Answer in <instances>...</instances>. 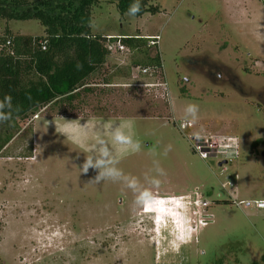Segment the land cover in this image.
I'll list each match as a JSON object with an SVG mask.
<instances>
[{"label":"rangeland","instance_id":"1","mask_svg":"<svg viewBox=\"0 0 264 264\" xmlns=\"http://www.w3.org/2000/svg\"><path fill=\"white\" fill-rule=\"evenodd\" d=\"M148 4L158 11L130 18L98 0L90 33L158 38L155 51H146L157 55L158 69L143 74L130 66L142 55L110 50L106 68L87 81L89 93L37 110L0 149V264H264V209L254 207L264 203V146L250 147L264 142V106L257 104L264 105V0ZM4 30L43 33L32 20H0V35ZM109 72L105 87L100 80ZM190 102L199 119L181 130ZM79 117L89 129L134 122L142 148L117 167L150 187L144 176L159 161L166 175L148 209L133 207V194L120 183H88L92 170L80 175L87 142L76 145L62 134L65 120ZM207 135L239 141V156L224 172L215 159L200 160L186 139Z\"/></svg>","mask_w":264,"mask_h":264},{"label":"trees","instance_id":"2","mask_svg":"<svg viewBox=\"0 0 264 264\" xmlns=\"http://www.w3.org/2000/svg\"><path fill=\"white\" fill-rule=\"evenodd\" d=\"M97 1L0 0V20H32L43 28L37 37L9 30L0 35V99L10 95L14 108H19L9 123L0 125V149L11 139V132L18 131L19 123L34 116L37 110L58 100L69 101L80 90L86 92L87 81L107 62L110 47L116 41L131 55L143 56V61H132L130 66L159 68L157 55L147 57L145 39L124 35L116 39L90 33L91 9ZM106 2L114 3L118 13L124 15L133 0ZM149 2L140 0L141 12L136 17L158 11ZM257 145L264 146V142L253 141L250 147Z\"/></svg>","mask_w":264,"mask_h":264},{"label":"clouds","instance_id":"3","mask_svg":"<svg viewBox=\"0 0 264 264\" xmlns=\"http://www.w3.org/2000/svg\"><path fill=\"white\" fill-rule=\"evenodd\" d=\"M140 12V0H133L125 15L134 18ZM18 111L19 108H14L12 104V97L5 95L0 99V125L9 123L13 119L14 113H18ZM182 119L186 123L195 124L199 119V106L195 103H188L183 109ZM81 120L80 117L72 121L65 120L62 129V134L73 144L83 145L87 142V152L83 154V161L76 166L80 175H87L89 170H92L95 172V176L88 183L100 184L104 181L120 183L124 189L133 194V207L148 209L156 199L153 189L159 188L161 183L159 177L166 175L164 169L159 166V161H153V168L150 172L154 174L146 173L144 176L145 183L150 187H144L137 177L126 175L122 169L117 167L121 158L128 154L138 153L142 148L141 142L134 139V122L131 119L121 123L101 122L93 124L89 129V122L81 124ZM58 131L61 130L58 129ZM234 143L235 147L239 149V141H234ZM168 151H171V145L166 147L163 155L166 156ZM152 154L157 155L155 149L152 150ZM236 154L238 155V151ZM77 159H79V155ZM154 217L155 215L152 218V223L155 221Z\"/></svg>","mask_w":264,"mask_h":264},{"label":"built area","instance_id":"4","mask_svg":"<svg viewBox=\"0 0 264 264\" xmlns=\"http://www.w3.org/2000/svg\"><path fill=\"white\" fill-rule=\"evenodd\" d=\"M107 38H116L119 39V36L110 37L107 36ZM157 39L156 37L146 38L145 39V47L146 48H155L157 45ZM124 48L122 45L116 41V43L110 47V50H114L116 52L122 51ZM146 69H141V73H145ZM190 125L189 123L181 124L179 125V129H185L188 128ZM186 139L191 142V150L194 152L200 160H207V159H215L218 164H221L222 166V172H224L226 169L224 166L227 163L232 162L233 160L237 159L239 156V149L235 147L234 141H238L237 137L230 136V135H207V136H187ZM238 151V155L236 152ZM225 186H230L228 183H223L221 185L222 188ZM193 194L196 196L197 194L193 192ZM192 206L195 208L201 207L206 208L208 206L207 202H200V201H192ZM254 207L256 209H264V203H255ZM194 212L193 214H195ZM155 223V221H154ZM197 224L200 226L205 225V222H203L201 219L197 220Z\"/></svg>","mask_w":264,"mask_h":264},{"label":"crops","instance_id":"5","mask_svg":"<svg viewBox=\"0 0 264 264\" xmlns=\"http://www.w3.org/2000/svg\"><path fill=\"white\" fill-rule=\"evenodd\" d=\"M104 36H110V35H104ZM145 38H149V37H153L152 35H150V36H144ZM149 49V51H151V50H154L155 51V48H148ZM114 52V51H113ZM110 57V56H109ZM109 59V58H108ZM106 64V63H105ZM103 65L101 68H100V72L99 73H101V72H103L102 70H104V68H106V65ZM114 69H116L115 67H113ZM110 75H112V73H108L107 75H106V77H103V79H101L100 80V84H103L105 87H110V83H112L111 82V76ZM109 76V77H108ZM105 80V81H104ZM89 82H87V84H88ZM90 86H93V85H86V88H89ZM79 92V91H78ZM86 92H90V89L89 90H87ZM89 95V94H88ZM74 98V97H73ZM74 100V99H73ZM75 101L77 102V104H83V102H85V99H84V97H83V95H79L78 97H77V99H75ZM43 109V108H42ZM156 220V219H155ZM156 225V224H155Z\"/></svg>","mask_w":264,"mask_h":264},{"label":"water","instance_id":"6","mask_svg":"<svg viewBox=\"0 0 264 264\" xmlns=\"http://www.w3.org/2000/svg\"><path fill=\"white\" fill-rule=\"evenodd\" d=\"M221 164H218V166H220Z\"/></svg>","mask_w":264,"mask_h":264},{"label":"flooded vegetation","instance_id":"7","mask_svg":"<svg viewBox=\"0 0 264 264\" xmlns=\"http://www.w3.org/2000/svg\"><path fill=\"white\" fill-rule=\"evenodd\" d=\"M263 105V104H262ZM264 106V105H263Z\"/></svg>","mask_w":264,"mask_h":264}]
</instances>
